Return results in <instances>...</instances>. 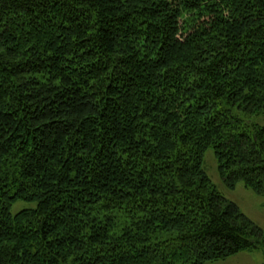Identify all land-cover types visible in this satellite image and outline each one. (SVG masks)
Returning a JSON list of instances; mask_svg holds the SVG:
<instances>
[{
	"label": "trees",
	"instance_id": "1",
	"mask_svg": "<svg viewBox=\"0 0 264 264\" xmlns=\"http://www.w3.org/2000/svg\"><path fill=\"white\" fill-rule=\"evenodd\" d=\"M263 113L264 0H0V264L263 248L202 168L264 201Z\"/></svg>",
	"mask_w": 264,
	"mask_h": 264
},
{
	"label": "rangeland",
	"instance_id": "2",
	"mask_svg": "<svg viewBox=\"0 0 264 264\" xmlns=\"http://www.w3.org/2000/svg\"><path fill=\"white\" fill-rule=\"evenodd\" d=\"M252 122L258 127H264V113L253 117ZM202 168L217 193L226 200L234 203L242 214L264 230L263 198L246 189L242 182H239L233 190L225 188L219 178L212 149H208L205 152ZM34 207L35 204L33 203L23 201L17 202L12 206L11 213L16 214L20 210L33 209ZM207 264H264V247L260 249L243 250L223 260H217Z\"/></svg>",
	"mask_w": 264,
	"mask_h": 264
}]
</instances>
